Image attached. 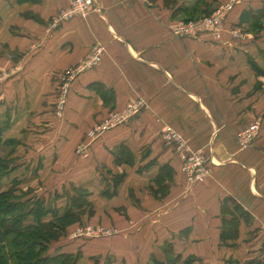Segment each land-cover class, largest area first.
<instances>
[{"label":"crops","instance_id":"0c3cea01","mask_svg":"<svg viewBox=\"0 0 264 264\" xmlns=\"http://www.w3.org/2000/svg\"><path fill=\"white\" fill-rule=\"evenodd\" d=\"M173 1L176 16L165 0H95L93 12L52 28V20L73 0H0L5 48L21 53L18 60L5 59L8 71L15 62L19 67L5 83V136L18 131V142L33 149L25 158L17 155L18 165L40 164L43 179L46 163L66 154L58 148L77 146L110 110H123L138 98L147 104L92 142L82 163L87 190L91 179L100 180L102 168L106 178L121 180L113 184V198L105 195L110 186L97 181L104 204L114 203L105 216L113 213L123 221L117 236L107 241L65 236L52 243V254L80 252L78 264H168L164 244L178 233L181 252L196 257L194 264H264V126L252 148L242 150L235 141L257 116L264 121V94L250 92L252 82L253 88L264 79L250 60L255 57L259 64L263 58L254 37L264 32L231 34L249 30L238 25L239 17L262 8L264 0H238L222 42L208 33L176 37L172 21L198 0ZM96 44L105 47L103 61L72 84L64 120L58 122L55 75ZM258 64L264 73V61ZM165 125L208 157L209 179L188 185L181 170L185 154L161 138ZM20 166L19 176L25 172ZM164 169L171 178L160 188ZM121 210L125 215H119ZM235 217L237 233L230 237Z\"/></svg>","mask_w":264,"mask_h":264},{"label":"rangeland","instance_id":"374dc122","mask_svg":"<svg viewBox=\"0 0 264 264\" xmlns=\"http://www.w3.org/2000/svg\"><path fill=\"white\" fill-rule=\"evenodd\" d=\"M232 1L233 0H198L195 6H192L191 8H187V9H191L190 12H187L185 13V15L180 16V18H176L175 21H172L170 25L171 30L173 32V29L179 26L189 25L192 22L211 19L213 18V16L218 10H223V13H225L226 12L225 7ZM236 1L238 2V0ZM164 5L166 7H169L171 11L174 12L173 13L174 16L177 15L178 13L176 10L177 4L175 3V1L165 0ZM234 14L235 12L233 9L228 17L229 18L233 17ZM63 22H66V21H63ZM235 32L238 33L237 36H239V38L242 35V33L243 34L250 33L254 37L256 36V34L264 32V19L254 23L251 27H249V30L245 29V30H241V32L240 31H235ZM6 37H5V27H2L0 24V126L4 128L3 142L0 145V157H2V159H5L4 162H6L5 164L8 166V170H9V173L5 174V168H1L3 170L0 171L1 172L0 173V176H1L0 177V191H6L8 189H13L14 196L19 201H22V200L26 201L28 199H31L33 203H36V201L41 202L42 200H44L45 201L44 206L51 207L54 210H58V208H60L61 210V209H64L63 207L66 208V206L69 205V202H70L69 196L71 198V196H73L76 193L74 192L75 188L80 189L85 193V195H83L81 198L85 200L87 203L85 208H83L84 211H82L83 213L81 215V221L77 223L76 225L71 226L68 230H66L68 234H66L67 233L66 232L63 237L66 236V238H68V236H71L73 238H80V237L91 238L87 236L76 235L80 232V230L91 228L95 230L96 232L97 230H100V232L104 234L108 233V231L111 233L110 235H107V236L105 235L95 236L92 238H103L104 237V238H107L105 241L111 240L113 237L117 236L118 230L119 228H121L118 225H122L123 221L120 223L118 220H115L113 213L112 215L108 214V217L105 216V212H108V210H112L111 208L113 207H110V206H113L114 203H113V199H110V201L112 202L111 204L109 205L104 204L103 195L100 194L97 189V185H98L97 181H101L104 185L108 184L110 186V189H106L107 187L105 186L104 187H105V190L107 191L109 190L110 193H113L114 181L111 178H106L104 176V174H106L107 172H105V170L102 168L101 170H99L100 180L96 181V180L91 179L90 180L91 183L89 186L91 187V189L87 190L85 187H83L84 186L83 183H86V182L82 180L81 178L82 176L81 168H82V163L86 160V158L89 157V149H90L91 143L103 135L102 134L100 136H97V135H91V133L95 130V128L98 127V125L103 124V122H106L107 120H112L114 116L118 113V111L110 110L107 116L103 118V120L99 124H97L95 127H93L91 130H89L85 134V136L78 143L77 146L73 148L64 147V146L59 147L58 148L59 154H60V151L62 152V155H64L65 153L66 154L64 155L63 160L61 159V156H59L58 154L60 159H58L56 162L51 163V164L46 163V166L44 167V171H43L44 172L43 179H40L43 174L41 175V173L39 174L40 171L38 172L40 168V164L31 163V164H23L21 166L18 165L20 164V162L18 163L17 160L20 157L18 158L17 155H20L22 158L23 157L25 158V155H29V153L33 151V149L31 146L23 144V142L21 143L18 142V136H19L18 131L10 132V139L7 136H5V83L7 80L11 79V76H13L12 73L19 69V67L16 66L17 63L15 62V65L12 68H10L14 70L8 71L9 70L8 67L10 66L7 65V63L5 62V59L15 58L16 60H18V58L21 57L20 52L10 51L7 48H5V38ZM254 42L259 43L258 51H259L260 56L263 57L259 61V64H261V62L264 61V35L254 37ZM105 53H106V50H105ZM85 57L81 59L79 62H77L76 64L70 67H67L66 69H63L62 71L58 72L55 75L57 87H56V92H55L53 111H54L55 118L58 122H61L64 120L65 112H66L67 104H68V99L70 96L69 93H70L72 84L82 74L85 73L84 72L80 74L74 79V81H72V83L68 86V94H62V92L64 91V86L66 84V80L64 79L65 72L69 70L71 67L77 66L78 64L83 62ZM250 60L258 64L257 59L255 57H251ZM252 84H251V89H250L251 94H253L254 91H260L262 94H264V79L261 82L259 81L253 88H252ZM256 122L260 123V131H261L264 126V121L262 117L257 116L255 121L251 122L248 126ZM7 125L9 126V124L6 123V126ZM240 131L237 132L235 141L238 147L241 149V146L242 144H244V142H243V138L238 136ZM23 132H26V131H23ZM23 132L21 133L23 134ZM29 135L30 134L28 133L24 137H27ZM180 135L184 138L185 142L188 144V141L185 139V137L181 133ZM25 165L26 167H23ZM19 166L22 168H25V172L21 176H19V174L22 171L18 172ZM71 167H73L75 170L69 173L68 170ZM181 170H182V167H181ZM209 178H210V172H209L207 179ZM207 179H205V181ZM186 181H187V178H186ZM187 183L189 186L191 185L193 186L196 184V183L190 184L188 181ZM88 193L89 195H86ZM168 195L169 193L166 196H164V198L167 197ZM91 211L92 213H90ZM118 213L119 215L122 214L121 216L125 215L123 214L125 212L122 210ZM33 221H34V217L28 216L26 222L33 223ZM189 231L190 230H188V232ZM174 235L175 237L173 239V242L164 244L165 249L168 250L169 252L168 253L169 258L166 259L167 263L168 264H182V263L184 264V262L188 261L189 264H194L196 261H198V259L194 256H189L188 254L187 256L183 255V252H181L180 250V249H183V244L177 241L176 235H178V233L177 234L175 233ZM90 241L95 242L97 240L96 239L95 240H89V239L84 240L85 243H88ZM188 245H189L188 242H186V246ZM7 249H8L7 247H3V249L0 251V258L4 257L5 255H8Z\"/></svg>","mask_w":264,"mask_h":264},{"label":"trees","instance_id":"16d2710c","mask_svg":"<svg viewBox=\"0 0 264 264\" xmlns=\"http://www.w3.org/2000/svg\"><path fill=\"white\" fill-rule=\"evenodd\" d=\"M180 10L182 11V9ZM190 10L185 9L184 11L187 13ZM230 18L228 17L226 26L230 23ZM263 19L264 6L256 10L243 11L239 17L238 25L251 27L254 23ZM252 66L259 75L264 74L255 62H252ZM3 132L4 128L0 126V145L3 142ZM123 159L130 163L129 156H125ZM4 161L5 159L0 157V171L3 170L1 168H5V174H7L9 170ZM166 169L163 170L162 177L157 181L160 188H162V181L171 178L169 171H166ZM120 181V179L114 181V186H117ZM163 191L165 192V190ZM74 192L76 193L71 198L69 196L70 202L66 208L54 210L51 207L44 206V200L41 202L36 201V203H33L31 199L19 201L15 198L13 189L0 191V251L3 247L8 248V255L0 258V264H78L81 258L80 252L50 253V244L59 241L67 232L66 230L81 221L83 208L87 204L81 198L85 193L76 188ZM105 195L112 197L114 193L106 192ZM235 211L242 216H247V213L239 205H235ZM28 216L34 217L33 223L26 222ZM236 220L238 219L235 217L230 221L228 228L230 237L236 236V223L238 222ZM226 224L227 221H225ZM225 236L226 234L223 232V239ZM153 262L154 264H163L156 260ZM184 264H189V262H184Z\"/></svg>","mask_w":264,"mask_h":264},{"label":"built area","instance_id":"2783aa9c","mask_svg":"<svg viewBox=\"0 0 264 264\" xmlns=\"http://www.w3.org/2000/svg\"><path fill=\"white\" fill-rule=\"evenodd\" d=\"M237 3L238 2L236 0H233L225 7V13H223V10H218L211 19L192 22L189 25L174 28L173 34L178 38H195L200 37L204 33H208L216 42H222L228 16ZM94 10L95 0H73L69 7L61 10L52 20V28H56L63 21H69L76 17L85 16ZM237 35L238 34L236 32H232L233 38L238 37ZM104 56L105 47L99 44L94 45L83 62L77 66L71 67L65 72L64 79L66 80V84L62 94H68V86L77 76L98 67L102 63ZM146 105V101L143 98H138L136 101L128 103L123 110L118 111L112 120H107L106 122H103V124L98 125L91 135L100 136L108 130L127 122L137 112L145 108ZM260 132L259 122L241 130L238 135L243 138L244 142L241 149L244 150L253 147ZM161 138L165 145L185 154L182 157V171L190 184L204 182L205 179H207L210 172L209 162L208 157L202 151L192 150L180 133L171 125H165L162 128ZM110 234L111 233L109 231L104 234L101 233L100 230H97L96 232L95 230L88 228L80 230V232L76 235L92 238L95 236H107Z\"/></svg>","mask_w":264,"mask_h":264},{"label":"bare ground","instance_id":"6f19581e","mask_svg":"<svg viewBox=\"0 0 264 264\" xmlns=\"http://www.w3.org/2000/svg\"><path fill=\"white\" fill-rule=\"evenodd\" d=\"M64 23V22H63ZM142 110V109H141Z\"/></svg>","mask_w":264,"mask_h":264}]
</instances>
